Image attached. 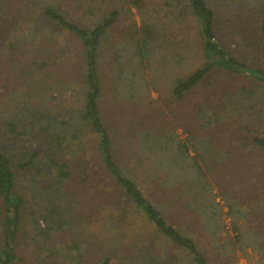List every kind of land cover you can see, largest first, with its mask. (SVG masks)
Wrapping results in <instances>:
<instances>
[{"label": "rangeland", "instance_id": "1", "mask_svg": "<svg viewBox=\"0 0 264 264\" xmlns=\"http://www.w3.org/2000/svg\"><path fill=\"white\" fill-rule=\"evenodd\" d=\"M231 1L226 18L219 16L217 33L239 59L264 68L263 32L252 24L241 2ZM184 5L181 0H0V113L13 114L26 105V100L32 105L44 104L56 113L76 105L81 46L72 35L45 19V6H58L69 13L78 11L77 6H97L102 11L118 7V24L109 32L100 60V107L113 131L116 151L122 158L141 148L148 151L143 138L150 129L175 134L189 148L191 156L185 166L194 162L204 173L207 187L199 189L194 204L201 199L203 211L211 214L215 207L222 211L218 220L220 240L202 223L194 225L191 218L186 220L185 213V219L179 218L175 225L192 234L210 264H264V154L252 140L256 134L264 136V90L246 101L252 89L258 90L252 79L214 70L182 100L173 96V80L203 62L198 27ZM137 6L144 7L143 14L156 31L145 62L137 54L143 16ZM215 6L223 5L217 1ZM117 50L131 57L128 65L136 70L132 87L129 82L124 87L116 79V68L126 66L127 61L124 58L119 64L120 59L115 60ZM222 102L225 106H220ZM218 107L220 115L213 117ZM4 141L17 160L22 158L21 151L33 150L22 125ZM71 147L78 156L65 157L72 160V176L58 199L53 197L54 170L42 162L15 168V189L25 198L26 206L14 264H100L107 257L111 264H188L182 249L155 238L121 190L106 177L94 146ZM163 157L147 152L142 161L137 159L135 167L146 172L143 190L148 198L174 215L180 210L178 203L186 200L184 194L177 188L169 192L161 176L150 178L156 175L155 167L168 170L172 166V161L159 162ZM190 174L196 176L193 171L183 172L184 181L188 182ZM169 175L178 178L180 171ZM187 182L186 191L190 188ZM54 202L63 206L67 223L60 230L50 231L47 218ZM164 202L171 207L169 211ZM2 213L0 200V233ZM196 215L201 218L202 214ZM236 224L245 242L246 235L254 236L245 246L246 253L236 243ZM147 257L156 259L146 263Z\"/></svg>", "mask_w": 264, "mask_h": 264}, {"label": "trees", "instance_id": "2", "mask_svg": "<svg viewBox=\"0 0 264 264\" xmlns=\"http://www.w3.org/2000/svg\"><path fill=\"white\" fill-rule=\"evenodd\" d=\"M181 1L184 2L185 8L189 11L198 27L199 51L203 62L200 67L191 73L176 77L173 80L171 88L173 96L178 100H182L187 94L202 84L214 70L229 74L245 75L252 79L257 84L258 90L252 89L251 91L253 92L246 96V101L250 100V96H253V94L259 93L260 89L264 90V68L250 66L244 60L239 59L233 51L228 49L225 44V38L217 33L219 16L222 14L226 18L227 3L232 1ZM217 1H220L223 6H215ZM237 1L241 2V5L249 11L252 24H256L255 27L259 31L261 30L264 35V0ZM137 7L139 13L143 14L144 7ZM77 9L78 11L69 13L58 6H45L43 11V16L48 22L72 35L79 41L81 46L82 68L77 83L79 93L77 97H79L76 105L74 107L67 105L61 109L63 112L56 113L44 104L32 105L31 102L29 103L26 100V105L20 107L21 110L19 109L8 116L0 113V124L3 125V128L0 126V200L3 209L0 233V264H14L17 260V242L26 206L25 198L17 193L15 189V168L31 167L38 162H42L44 167L54 170L55 176L53 178L56 187L53 188V197L58 199L66 182L72 176V160L65 157L76 158L78 156L74 155L75 150L71 145L82 146V148L84 146H94L97 158L105 170L106 177L112 180L115 186L121 190L131 207L141 215L146 225L152 229L155 238H160L175 248L182 249L189 260L188 264H210L208 257L201 250L192 234L181 228V225H175L179 218L185 219L183 218L185 213L188 215L186 220L191 218L194 225L202 223L203 227L212 229L211 231L220 240L218 229L221 228V225L218 220H220L222 211L220 209L217 210L216 207L211 210V214L203 211L201 199H198L199 203L194 204L199 189L203 190L207 186L203 179L204 173L198 168V165L193 162L185 166L187 159L191 156L185 142L177 140L176 135L173 133H156L150 129L145 131L147 135L143 138L144 146L149 148L148 151L141 148V151L132 153V156L122 158L119 152L116 151V140L113 131L107 124L101 110L100 102L103 95L100 73L101 48L105 44L109 32L118 24L121 11L118 7L102 11L97 6H77ZM143 16L139 27L140 36L137 39V54L140 60L145 62V60L149 59L152 52V43L156 31L151 19L145 17L144 14ZM122 49L124 50L125 47H122ZM254 49L257 52L258 45ZM123 54L122 50H117L114 53L115 60L120 59L118 61L119 64L124 62V58L127 60L125 61L126 66L119 65L116 68V79L119 83L124 84V87L127 86V82L132 87L135 83L132 77L135 75L136 70L131 69L128 65L132 63L131 57H125ZM128 69L130 71L127 72ZM261 97L263 98L264 95ZM254 104H258V101H255ZM220 106H225V103L222 102ZM66 108L68 110L64 112ZM201 109L202 107L199 111ZM219 115L220 110L218 107V110L215 111L214 109L213 117H218ZM256 115L257 118H261L257 111ZM206 118L212 121L210 117ZM18 125H22V133L26 136L27 141L30 142V146L33 147L31 152L27 149L21 151L22 158L19 160H17L16 154L8 148L4 141L6 135L12 133ZM252 140L264 154V136L256 134ZM147 152L163 155L164 157L159 161L161 163L172 161V166L168 170L155 167L156 175L150 178L157 179L161 176L163 184L169 192L172 189V193H174L175 190L173 188H177L184 194L186 200L178 203L180 210L177 214L174 213L173 215L165 212L144 193L143 185L146 184L148 177L145 170L142 172L139 168L137 171L135 166L138 164L137 159L142 161L143 155H147ZM173 170L180 171V177L171 178L169 172ZM184 171L188 173L196 172V176L190 174L188 175V182L184 181ZM186 182L190 187L187 191L184 189ZM192 188L193 190H191ZM173 198L175 199V196ZM53 201L55 200L53 199L50 203ZM216 203L218 204V202ZM162 205L166 206V211L171 209V207L167 208L168 205L165 202ZM186 205H188V209ZM52 206L51 209L53 210L49 212L47 218L48 229L55 231L59 228L60 230L67 223V220L64 219L65 213L63 212L62 214L63 206L56 202ZM229 206L230 208L232 207L231 204ZM196 212L202 214L201 218H198L199 216L196 215ZM55 216H58V219ZM210 217L211 222L210 220L208 222ZM236 226V243L246 253L245 246L248 245V241L253 239L254 236L251 235L247 238L248 235H246L247 242H245L241 232L238 233L240 226L238 227L237 224ZM155 259L151 257L150 260L147 257L145 262L148 263L149 260L153 262ZM100 264H111V260L107 257Z\"/></svg>", "mask_w": 264, "mask_h": 264}]
</instances>
